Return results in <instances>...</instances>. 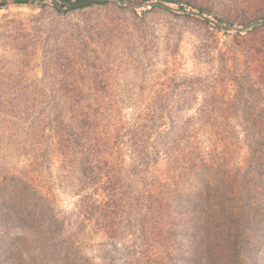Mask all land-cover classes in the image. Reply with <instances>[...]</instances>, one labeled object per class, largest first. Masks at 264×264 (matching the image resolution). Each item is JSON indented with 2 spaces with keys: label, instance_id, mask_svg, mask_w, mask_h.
Wrapping results in <instances>:
<instances>
[{
  "label": "trees",
  "instance_id": "16d2710c",
  "mask_svg": "<svg viewBox=\"0 0 264 264\" xmlns=\"http://www.w3.org/2000/svg\"><path fill=\"white\" fill-rule=\"evenodd\" d=\"M26 1L29 0H17L15 4ZM59 1L64 7L83 0ZM97 6H106L122 15L128 13L130 17L105 21L98 17L91 27L88 23L84 28L76 25L79 30H74L77 32L74 45H87L86 35L100 29L109 39L131 44L139 54L150 50L155 53L158 44L146 17L156 7L141 15L130 7L108 1L80 9ZM55 10L62 16L71 12ZM168 13L174 18L196 20ZM196 21L211 28L205 22ZM129 29L132 31L127 33ZM61 34L53 33L55 42ZM224 35L233 37L230 44L215 52L205 50L203 54L206 56L204 64L210 66L212 72L205 76H186L174 71L168 78L172 88L167 100L172 101V105L166 103L143 109L131 124L120 119L113 125L112 133L103 139L87 137L97 131V123L101 122L99 110H91L99 114L98 119L89 122L88 117H81L84 120L80 123H88L87 132L91 133L87 134L85 144L77 146L82 156L78 167L90 175L101 161L108 164L110 155L107 153L114 145L111 142L114 136L116 142L128 146L129 158L133 161L129 175L142 181L133 191L131 186L125 187L130 202L128 208H125L128 202L123 205L125 196L116 189L118 186L107 190L110 198L105 202L94 204L98 212L105 214V226L99 224L100 228L116 230V235L109 237L111 243L117 240V231L121 236L134 237L136 243L132 245L135 248L130 264L152 261V255H148L145 262L140 260L136 248L140 247L141 240L145 245L157 242L163 249L165 255L158 254L154 259L156 263L159 260L157 264H262L258 252L264 251V26L245 35ZM147 46L150 50L145 51ZM167 71H171L169 67ZM225 82L233 92L227 99L220 94ZM199 95L203 104L198 108L186 104L189 100L197 101ZM188 112L194 113L179 121L181 115ZM212 128L220 141L223 139L224 146L199 152L194 134L204 132L209 136ZM70 133L72 136L75 132ZM229 139H233L231 144ZM234 142H239L246 151L242 164L232 159L237 151ZM98 157L100 161L96 162ZM162 157L168 165L163 179L149 174ZM1 169L0 264L51 263L50 260H26L20 251L27 246L48 249L53 255L67 250L64 263L79 262L80 251L74 242L78 231H73L68 215L57 211L56 205L32 183L16 175L3 174ZM127 216L137 217L131 226L124 225V221L129 223L124 220ZM80 223L82 227L85 225ZM30 236L40 240L26 243L24 238Z\"/></svg>",
  "mask_w": 264,
  "mask_h": 264
},
{
  "label": "rangeland",
  "instance_id": "374dc122",
  "mask_svg": "<svg viewBox=\"0 0 264 264\" xmlns=\"http://www.w3.org/2000/svg\"><path fill=\"white\" fill-rule=\"evenodd\" d=\"M5 1L0 3L1 172L29 181L56 205L57 211L68 215L73 231H78L74 242L75 248L80 251V261L72 264H130L135 248L132 245L136 243L134 237L129 234L121 236L117 231V240L111 243L109 237L116 235V230L100 228L99 224L105 226V214L98 212L94 204L105 202L110 198L107 190L118 186L116 189L125 196V205L129 201L125 187L131 186L133 191L142 181L129 175L133 171V161L129 158L128 146L116 142L114 136L111 140L114 145L107 153L110 155L108 164L101 161L97 165L99 168H94L90 175L78 167L82 160L80 146L86 143V136L91 133L87 132L88 123H80L84 120L81 117H88L90 122L101 114L97 131L87 137L103 139L106 134L112 133L113 125H117L120 119L131 124L143 109L166 103L172 105L173 102L167 100L172 88L168 78L174 71L186 76L207 75L212 69L204 64V51L223 49L233 37H227L211 26L207 28L196 21L198 19L174 18L156 7L146 17L148 28H153V39L158 44L154 48L155 53L147 46L145 51L149 49V53L139 54L131 44L116 38L109 39L100 29L86 35L87 45H74L73 40L77 39L74 30H79L76 25L84 28L85 23L89 26L96 24L98 17L105 21L129 18L130 15L97 6L77 9L62 16L51 5L54 0L11 5H6ZM120 1L141 5L157 0ZM166 1L205 11L235 26L264 19V0ZM40 5L45 7L41 9ZM151 9L133 10L141 15ZM57 31L62 34L55 42L52 35ZM131 31L129 29L127 33ZM174 52V55L171 54ZM168 67L171 71H167ZM220 94L225 99L232 96L228 82L220 89ZM201 98L199 95L197 101L189 100L186 104L198 108L203 104ZM95 109L99 110L98 115L91 111ZM193 113L181 115L179 121ZM71 130L75 133L69 136ZM194 136L199 152L215 147L220 149L225 144L213 128L209 136L204 132ZM229 140L231 144L233 139ZM233 144L237 145V151L232 159L242 164L246 151L239 142ZM98 158L96 162L100 161ZM167 168V162L162 157L149 174L163 179ZM129 203L125 208L129 207ZM125 218L129 223L124 221V225L131 226L137 217ZM80 222L85 225L82 227ZM24 240L30 243L40 239L30 236ZM138 244L140 247L136 250L142 262L152 255V261L147 262L157 264L159 260L157 263L154 260L157 255H165L157 242L145 245L141 240ZM30 248L27 246L20 251L26 260H50V264L65 262L63 259L67 250L53 255L48 249ZM258 254V259L264 264V251ZM67 256L69 258V254ZM12 261L15 262L16 257Z\"/></svg>",
  "mask_w": 264,
  "mask_h": 264
},
{
  "label": "water",
  "instance_id": "95a60500",
  "mask_svg": "<svg viewBox=\"0 0 264 264\" xmlns=\"http://www.w3.org/2000/svg\"><path fill=\"white\" fill-rule=\"evenodd\" d=\"M29 1L37 3V2H46L47 0H29ZM103 1L112 2V3L117 4L118 6H121V7H130V8H133L135 10H144V9H151L153 7H157V8L166 10L168 12H171L173 14L193 17V18L198 19L202 22H205L209 26H211V27L223 32V33H227V34L244 35L251 30H254L258 27L264 26V19L248 23L244 26L231 25L229 23L223 22L221 19H219V18H217L214 15H211L209 13L202 12L200 10L193 9L190 7L178 5L175 3H169L165 0H157L155 2L148 1V2L141 4V5H132V4H129L127 2H121L120 0H83L81 2L72 3V4H69V5L64 6V7H62L59 0H54V3H51V2L50 3L56 9H58L64 13V12H69L72 10L80 9V8L85 7V6L96 5L98 2H103ZM1 2L2 1H0V3ZM15 2H17V0H6L5 4L11 5V4H15Z\"/></svg>",
  "mask_w": 264,
  "mask_h": 264
}]
</instances>
